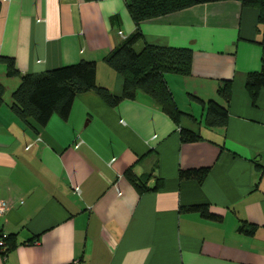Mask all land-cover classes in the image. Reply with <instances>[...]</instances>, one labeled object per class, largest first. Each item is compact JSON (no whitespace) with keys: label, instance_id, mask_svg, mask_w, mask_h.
<instances>
[{"label":"crops","instance_id":"obj_1","mask_svg":"<svg viewBox=\"0 0 264 264\" xmlns=\"http://www.w3.org/2000/svg\"><path fill=\"white\" fill-rule=\"evenodd\" d=\"M257 19L256 9L224 0L139 23L137 51L192 49L190 75L165 74L188 114L179 124L145 93L110 107L87 91L66 120L37 126L11 110L20 78L0 65V233L15 239L0 264H264V88L255 104L245 88L261 65ZM135 29L126 0H0V55L21 73L93 60L97 84L114 95L123 77L103 57ZM221 80L231 81L226 104ZM208 101L226 106L225 126L205 123ZM181 128L200 139L181 142ZM201 167L202 183L179 178ZM128 169L149 175L147 189Z\"/></svg>","mask_w":264,"mask_h":264},{"label":"trees","instance_id":"obj_2","mask_svg":"<svg viewBox=\"0 0 264 264\" xmlns=\"http://www.w3.org/2000/svg\"><path fill=\"white\" fill-rule=\"evenodd\" d=\"M224 0H126L127 10L136 25L135 31L120 44L112 47L103 57L104 62L123 77L121 95H114L106 87L96 81V62L81 59L78 62L39 73H21L15 66L13 57L0 55V65L6 67L9 76L20 78L18 86L11 93V110L22 120H32L37 126H45L53 115L66 120L69 116L75 97L87 91H94L108 106L115 107L123 99H134L138 92L145 93L171 119L179 124L183 113L177 107L172 93L165 81V74L173 73L188 76L191 73L193 52L189 47L156 46L145 44L139 51L135 44L141 40L139 23L148 19L177 12L188 7ZM243 7L258 11L257 29L261 32L258 43L261 46L260 69L250 71L246 75L245 88L256 103L258 92L264 88V0H236ZM5 86L0 82V105L3 102ZM231 93V81L221 80L217 94L226 104ZM226 106L215 101H208L205 107V123L211 127H223L227 123ZM200 136L181 128V142H195ZM209 168L181 169L180 179L196 180L202 183L208 175ZM125 176L139 190L147 189L145 179L136 177L132 169ZM156 188V186H155ZM189 210L201 212L212 220H220L221 216L207 212L205 205H193ZM240 231L253 233L254 228ZM0 254L4 255L14 247L13 235L3 236L0 233Z\"/></svg>","mask_w":264,"mask_h":264},{"label":"built area","instance_id":"obj_3","mask_svg":"<svg viewBox=\"0 0 264 264\" xmlns=\"http://www.w3.org/2000/svg\"><path fill=\"white\" fill-rule=\"evenodd\" d=\"M74 190H75V192H80V188L78 187V186H75L74 187ZM5 211V205L2 203V204H0V215H2V213ZM2 243V241L0 240V244ZM74 264H82V263H80V262H76V263H74Z\"/></svg>","mask_w":264,"mask_h":264}]
</instances>
